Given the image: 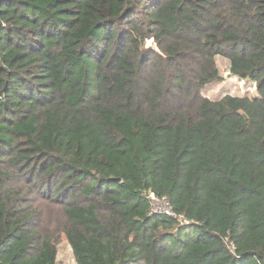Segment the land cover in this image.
<instances>
[{"label": "trees", "instance_id": "obj_1", "mask_svg": "<svg viewBox=\"0 0 264 264\" xmlns=\"http://www.w3.org/2000/svg\"><path fill=\"white\" fill-rule=\"evenodd\" d=\"M217 56L256 96L201 94ZM62 240L73 264H264V0H0V264Z\"/></svg>", "mask_w": 264, "mask_h": 264}, {"label": "rangeland", "instance_id": "obj_2", "mask_svg": "<svg viewBox=\"0 0 264 264\" xmlns=\"http://www.w3.org/2000/svg\"><path fill=\"white\" fill-rule=\"evenodd\" d=\"M216 64L222 77L221 81L206 86L201 94L211 100H219L229 95L233 97H254L256 90L254 84L247 80H240L229 72V62L222 57H216ZM57 264H73V257L66 241L62 240L58 246Z\"/></svg>", "mask_w": 264, "mask_h": 264}, {"label": "built area", "instance_id": "obj_3", "mask_svg": "<svg viewBox=\"0 0 264 264\" xmlns=\"http://www.w3.org/2000/svg\"><path fill=\"white\" fill-rule=\"evenodd\" d=\"M148 199L150 201L151 213L159 216H166L171 218H177L176 214L173 212L169 206L167 200L164 197H158L153 193H148ZM180 220L183 219V216H178Z\"/></svg>", "mask_w": 264, "mask_h": 264}, {"label": "water", "instance_id": "obj_4", "mask_svg": "<svg viewBox=\"0 0 264 264\" xmlns=\"http://www.w3.org/2000/svg\"><path fill=\"white\" fill-rule=\"evenodd\" d=\"M146 48L158 52L157 46L153 39H150L146 42Z\"/></svg>", "mask_w": 264, "mask_h": 264}]
</instances>
